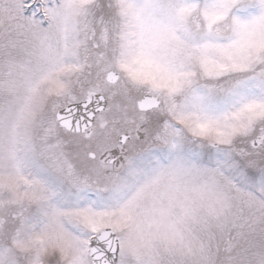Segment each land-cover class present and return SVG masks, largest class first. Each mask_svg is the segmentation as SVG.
<instances>
[{"label": "snow or ice", "instance_id": "1", "mask_svg": "<svg viewBox=\"0 0 264 264\" xmlns=\"http://www.w3.org/2000/svg\"><path fill=\"white\" fill-rule=\"evenodd\" d=\"M0 264H264V0H0Z\"/></svg>", "mask_w": 264, "mask_h": 264}]
</instances>
